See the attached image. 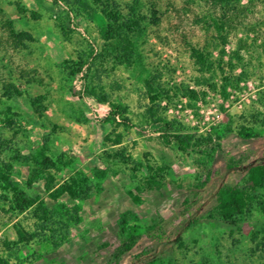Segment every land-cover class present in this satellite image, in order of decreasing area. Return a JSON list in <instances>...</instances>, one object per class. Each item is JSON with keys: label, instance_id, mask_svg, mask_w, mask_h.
Listing matches in <instances>:
<instances>
[{"label": "rangeland", "instance_id": "374dc122", "mask_svg": "<svg viewBox=\"0 0 264 264\" xmlns=\"http://www.w3.org/2000/svg\"><path fill=\"white\" fill-rule=\"evenodd\" d=\"M52 1L0 0V97L4 100L11 84L40 97L39 113L27 108L22 98L14 102L32 112L42 124L41 132L51 135L55 153L73 156L78 169L91 173L94 190L83 203L81 223L58 247L46 250L36 240L17 243L16 228L32 231L36 219L9 208L0 191V259L8 264H131L132 255L151 242L144 234L148 226L159 222L169 231L194 217L197 222L181 235L183 244L173 243L161 254L165 264H264V214L239 215L226 223L219 220L209 199L219 184L245 186V173H226L228 164L243 167L264 155V0L239 1L221 32L227 33L225 43L214 25L220 12L202 1L114 0L123 14L136 2L146 28L136 45V66L115 64L114 68V78L122 86L113 98L128 105L127 127L119 119L104 122L107 106L70 92L64 80L65 60L73 57V51L54 26L60 8ZM76 21L80 29L89 23L82 16ZM91 22L102 25L105 18L99 13ZM21 30L30 32L31 38L20 41L11 32ZM93 35L101 42L97 31ZM190 45L208 51L213 60L224 51L225 75H240L234 86L227 87L228 98L218 90L194 85L198 73ZM108 61L118 63L112 56ZM222 75L218 71L215 77L218 86ZM146 81L168 91L160 107L169 119L194 136L223 133L213 143L221 147L201 155L159 143L158 133L142 123L143 107L149 103V95H144ZM180 83L204 94L191 103L176 98ZM21 125L31 127L26 120ZM241 126L254 127L259 136L243 144L237 136ZM32 138L18 124L4 125L0 161L26 155ZM94 171H104L105 178L94 176ZM26 172V167L14 163L15 176ZM48 174L53 177V189L68 177L50 171L36 185L44 187ZM126 211L133 232L140 237L129 252L122 251L116 226L119 214ZM157 231L158 226L153 233Z\"/></svg>", "mask_w": 264, "mask_h": 264}, {"label": "trees", "instance_id": "16d2710c", "mask_svg": "<svg viewBox=\"0 0 264 264\" xmlns=\"http://www.w3.org/2000/svg\"><path fill=\"white\" fill-rule=\"evenodd\" d=\"M198 1L220 12L214 25L220 32L221 41L225 43L227 33L221 32L224 31L240 0ZM52 3L60 8V13L54 18V26L62 40L71 45L73 51V57L65 60L64 80L69 84L70 92L79 98H87L107 106L104 122H116L119 119L118 122L125 127L129 126L128 105L113 98V92L120 90L122 86L120 80L114 78V68L115 64L135 67L139 62L136 45L144 37L146 28L143 16L136 11V2L128 5L126 14L118 10V4L114 0H53ZM99 13L104 16L105 24L91 22ZM81 16L89 20L83 29H80L79 22L76 21ZM94 31H97L101 42L93 35ZM11 32L20 41L24 37L31 38L30 32L26 30ZM189 51L198 73L193 79L194 85L218 90L224 98H228L227 87L234 86L240 75L235 78L225 75L221 65L224 51H220L216 60L212 59L208 51L204 52L193 45L189 46ZM110 56L118 63L110 64ZM230 68L233 70L234 66ZM218 71L223 73L219 86L215 81ZM145 86L144 95H149V103L143 107L142 123L152 132L158 133L155 138L159 143L173 146L183 153L194 151L201 155H210V152L221 147L219 142L215 145L213 143L219 141L223 133L216 132L213 137L210 133L194 136L183 131L182 126L169 119L160 107V100L168 96V91L160 86L153 87L149 81L145 82ZM203 94L204 91L185 83L176 85V98L183 97L189 103L197 101ZM16 98H22L27 108H32L33 112L38 113L41 103L40 97H31L28 91L23 93L19 86L14 84L7 87L4 100L0 97V130L4 125L18 124L23 131L33 135L26 155L14 154L11 161H0V191L9 208L17 214L30 213L36 219L32 231L23 227L16 228L17 243L36 240L39 246L46 250L51 246L58 247L69 235L72 227L81 223L83 203L94 190L91 185L92 177L91 173L78 169V162L73 156L52 150L51 135L41 132L42 124L34 120L32 112L23 104L17 105L14 102ZM23 120L31 127H22ZM228 130L230 129L226 131ZM237 136L243 144H247L256 139L259 133L252 126H241ZM119 141L117 136L116 142ZM14 163L27 168L25 176H15ZM50 171L62 172L68 177L55 189L50 174L44 187L36 185L39 179H45ZM242 171L245 173V186L222 183L209 195V199L214 203L215 214L223 222L233 223L236 216L250 217L254 212L264 214V155L243 167L227 165L226 173ZM93 175L104 179L106 173L94 171ZM188 203L185 201V206H188ZM195 222L196 218L189 217L169 231L162 229L159 222L148 226L144 234L151 238V242L132 255L131 264H165L161 254L173 243L181 246L182 233ZM116 226L122 238L121 249L123 252H129L140 238L133 232L135 227L130 224V213L121 212ZM156 226L159 231L153 233ZM6 245L9 246V243ZM207 262L208 260L204 259V263ZM0 263L8 264L2 259Z\"/></svg>", "mask_w": 264, "mask_h": 264}]
</instances>
